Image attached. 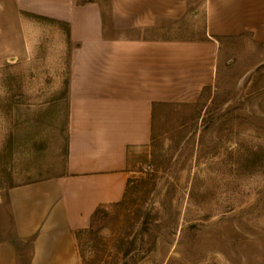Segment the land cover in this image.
Here are the masks:
<instances>
[{
  "label": "rangeland",
  "instance_id": "obj_1",
  "mask_svg": "<svg viewBox=\"0 0 264 264\" xmlns=\"http://www.w3.org/2000/svg\"><path fill=\"white\" fill-rule=\"evenodd\" d=\"M71 1L107 25L150 20L151 36L206 32L207 0ZM216 38L211 81L155 107L122 198L78 232L83 264H264V44ZM70 45L66 21L0 0V239L12 233L8 187L64 168Z\"/></svg>",
  "mask_w": 264,
  "mask_h": 264
},
{
  "label": "crops",
  "instance_id": "obj_2",
  "mask_svg": "<svg viewBox=\"0 0 264 264\" xmlns=\"http://www.w3.org/2000/svg\"><path fill=\"white\" fill-rule=\"evenodd\" d=\"M13 2L67 22L68 138L62 171L8 187L12 233L0 239V264H20V251H31L27 264H83L78 232L122 198L135 155L151 141L155 107L198 96L214 72L218 35L249 32L264 44V0H207L206 32L194 39L148 35L150 20L107 25L92 4Z\"/></svg>",
  "mask_w": 264,
  "mask_h": 264
},
{
  "label": "built area",
  "instance_id": "obj_3",
  "mask_svg": "<svg viewBox=\"0 0 264 264\" xmlns=\"http://www.w3.org/2000/svg\"><path fill=\"white\" fill-rule=\"evenodd\" d=\"M149 167V164L145 165V168Z\"/></svg>",
  "mask_w": 264,
  "mask_h": 264
}]
</instances>
